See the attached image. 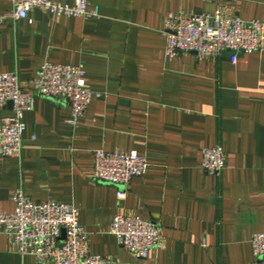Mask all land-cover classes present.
I'll return each instance as SVG.
<instances>
[{
    "label": "crops",
    "instance_id": "1",
    "mask_svg": "<svg viewBox=\"0 0 264 264\" xmlns=\"http://www.w3.org/2000/svg\"><path fill=\"white\" fill-rule=\"evenodd\" d=\"M73 6L74 0H52ZM98 17L56 16L0 23V74L17 73L30 89L41 67L82 66L92 98L86 117L69 125L67 103L35 98L24 117L19 157L0 158V214H11L22 188L36 204L76 207L91 251L110 264H264L251 239L264 233V47L253 54L166 56L169 13L264 21V0H88ZM0 0V14H10ZM10 110L0 111L9 115ZM221 145L220 177L203 169V151ZM137 152L147 174L119 187L93 178L95 152ZM159 224L161 243L148 259L125 250L111 233L114 218ZM0 264L22 257L0 231Z\"/></svg>",
    "mask_w": 264,
    "mask_h": 264
},
{
    "label": "built area",
    "instance_id": "2",
    "mask_svg": "<svg viewBox=\"0 0 264 264\" xmlns=\"http://www.w3.org/2000/svg\"><path fill=\"white\" fill-rule=\"evenodd\" d=\"M10 14H0V23L12 18L29 19L34 9H44L58 17L78 16L85 19L98 17V9H90L88 0H74L65 6L52 0H9ZM211 1V0H204ZM219 1V0H212ZM164 35L167 38L166 56L174 59L185 53L200 58L232 54L235 62L240 55L253 54L264 47V21H245L228 17L219 7L213 15L186 16L183 12L169 13ZM98 93L87 86L82 66L45 63L30 89L23 88L17 73L0 74V111L13 103L9 115H0V158L19 157L26 130L24 117L35 108V98L62 101L71 111L69 125L76 127L86 117L92 98ZM227 167V154L221 145L203 151V169L220 177ZM148 164L137 152H95L93 178L100 183L120 188L118 199H126V188L137 177L147 174ZM125 188V189H123ZM12 200L16 209L11 214H0V231L10 235L22 257L32 256L38 262L55 264H110L104 257L91 251L89 234L79 222L78 210L67 203L50 201L34 203L22 188ZM111 233L119 244L139 259H148L161 243L158 223L137 216L117 215ZM257 259L264 258V233L251 239Z\"/></svg>",
    "mask_w": 264,
    "mask_h": 264
},
{
    "label": "water",
    "instance_id": "3",
    "mask_svg": "<svg viewBox=\"0 0 264 264\" xmlns=\"http://www.w3.org/2000/svg\"><path fill=\"white\" fill-rule=\"evenodd\" d=\"M6 108L9 110H12L13 109V103L12 102L8 103Z\"/></svg>",
    "mask_w": 264,
    "mask_h": 264
}]
</instances>
